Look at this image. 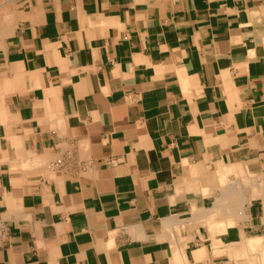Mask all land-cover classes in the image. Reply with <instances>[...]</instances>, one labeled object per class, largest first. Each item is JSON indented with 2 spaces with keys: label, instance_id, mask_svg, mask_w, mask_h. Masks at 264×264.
I'll list each match as a JSON object with an SVG mask.
<instances>
[{
  "label": "crops",
  "instance_id": "0c3cea01",
  "mask_svg": "<svg viewBox=\"0 0 264 264\" xmlns=\"http://www.w3.org/2000/svg\"><path fill=\"white\" fill-rule=\"evenodd\" d=\"M0 264H264V0L4 4Z\"/></svg>",
  "mask_w": 264,
  "mask_h": 264
},
{
  "label": "rangeland",
  "instance_id": "374dc122",
  "mask_svg": "<svg viewBox=\"0 0 264 264\" xmlns=\"http://www.w3.org/2000/svg\"><path fill=\"white\" fill-rule=\"evenodd\" d=\"M10 0H0V9L4 6V4L8 3Z\"/></svg>",
  "mask_w": 264,
  "mask_h": 264
},
{
  "label": "bare ground",
  "instance_id": "6f19581e",
  "mask_svg": "<svg viewBox=\"0 0 264 264\" xmlns=\"http://www.w3.org/2000/svg\"><path fill=\"white\" fill-rule=\"evenodd\" d=\"M232 179H233V178H232ZM246 190H247V189H246ZM245 196H246V195H245ZM245 196H244V197H245ZM240 197H241V196H240ZM259 259H260V258H259ZM244 263H245V262H244Z\"/></svg>",
  "mask_w": 264,
  "mask_h": 264
}]
</instances>
